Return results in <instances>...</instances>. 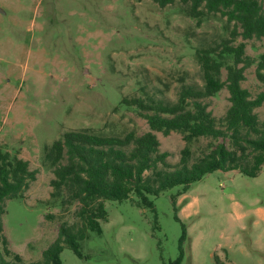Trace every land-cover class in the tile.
<instances>
[{"label": "rangeland", "instance_id": "rangeland-1", "mask_svg": "<svg viewBox=\"0 0 264 264\" xmlns=\"http://www.w3.org/2000/svg\"><path fill=\"white\" fill-rule=\"evenodd\" d=\"M233 28L219 13L190 16L179 0L164 8L153 0H0V151L17 153L37 171L24 198L6 201L4 232L14 253L25 263L40 261L60 227L78 221V203L51 199L45 146L71 130L148 132L140 111L122 100L175 102L183 85L202 87L198 50ZM245 43L256 63L242 86L255 98L264 92L256 77L264 39ZM229 96L225 87L203 102L219 119ZM255 112L264 121V104ZM156 134L172 166L159 167L172 171L183 135ZM219 143L232 148L229 138L193 140L189 166ZM149 200L150 207L136 196L106 201L103 233L89 234L81 257L65 247L62 264H170L182 252L181 264H264V166L257 177L217 170Z\"/></svg>", "mask_w": 264, "mask_h": 264}, {"label": "trees", "instance_id": "trees-1", "mask_svg": "<svg viewBox=\"0 0 264 264\" xmlns=\"http://www.w3.org/2000/svg\"><path fill=\"white\" fill-rule=\"evenodd\" d=\"M161 8L177 0H153ZM194 18L221 14L234 23L229 37L198 50L203 86L183 85L177 101L124 98L147 120L149 131L143 135L129 132L123 137L96 134L89 129L71 130L44 148L45 163L53 168L51 199L65 197L64 205L79 204L78 221L62 225L55 242L44 251L40 261L25 263L14 253L4 232L6 201L24 198L37 171L29 162L0 151V264H62L61 253L70 248L81 257V244L89 234L103 233L107 221L106 201L123 202L136 196L139 204L152 206L151 197L177 186L186 190L192 183L217 170L239 171L257 177L264 166V121L255 110L264 104V92L255 98L242 86L245 72L256 61L246 54L245 41L264 39V2L260 0H179ZM241 38L242 42L237 43ZM223 69L226 79L223 80ZM257 79L264 84V53L256 68ZM229 92L230 106L221 118L213 116L204 99L223 88ZM157 132H177L186 142L178 167L172 171L169 156L160 151ZM208 137L229 138L232 148L219 143L199 161L189 166L190 144ZM147 172H151L146 174ZM183 240L186 237L185 227ZM180 257L170 264H181ZM217 264H224L217 259Z\"/></svg>", "mask_w": 264, "mask_h": 264}]
</instances>
